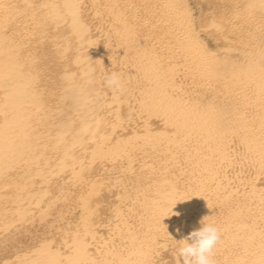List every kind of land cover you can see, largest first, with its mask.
Instances as JSON below:
<instances>
[{
    "label": "bare ground",
    "instance_id": "6f19581e",
    "mask_svg": "<svg viewBox=\"0 0 264 264\" xmlns=\"http://www.w3.org/2000/svg\"><path fill=\"white\" fill-rule=\"evenodd\" d=\"M205 218L264 264V0H0V264H183Z\"/></svg>",
    "mask_w": 264,
    "mask_h": 264
},
{
    "label": "clouds",
    "instance_id": "9594fccd",
    "mask_svg": "<svg viewBox=\"0 0 264 264\" xmlns=\"http://www.w3.org/2000/svg\"><path fill=\"white\" fill-rule=\"evenodd\" d=\"M105 84L109 88L120 90L122 87L120 74L115 71L108 72ZM170 213L179 215L173 213L172 209ZM206 218L200 222L201 227L198 230H193L187 237L176 242L179 245L176 252L183 264H216L214 250L221 240V231L215 223L207 222Z\"/></svg>",
    "mask_w": 264,
    "mask_h": 264
}]
</instances>
